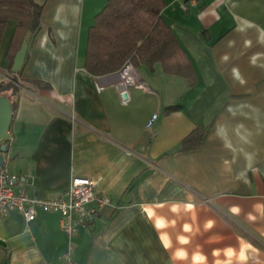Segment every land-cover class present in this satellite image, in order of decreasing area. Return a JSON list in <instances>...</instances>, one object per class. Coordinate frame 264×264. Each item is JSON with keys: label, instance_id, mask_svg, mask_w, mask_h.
Listing matches in <instances>:
<instances>
[{"label": "crops", "instance_id": "obj_1", "mask_svg": "<svg viewBox=\"0 0 264 264\" xmlns=\"http://www.w3.org/2000/svg\"><path fill=\"white\" fill-rule=\"evenodd\" d=\"M163 1L188 77L138 64L145 88L123 99L112 73L84 67L107 0H45L0 167L43 197L90 178L109 202L70 239L54 211L0 216V264H264V0ZM14 27L0 39V82ZM196 126L201 142L181 149Z\"/></svg>", "mask_w": 264, "mask_h": 264}, {"label": "trees", "instance_id": "obj_2", "mask_svg": "<svg viewBox=\"0 0 264 264\" xmlns=\"http://www.w3.org/2000/svg\"><path fill=\"white\" fill-rule=\"evenodd\" d=\"M44 2L0 0V39L7 21H15L8 49L9 76L0 82V94L8 96L12 108L11 95L20 89L17 74L22 68L12 71V62L25 36L29 38L39 30ZM163 6V0H107L88 31L85 69L93 75H103L120 70L126 60H130L134 67L141 63L153 67L159 62L164 71L188 77L184 66L189 64V58L162 17ZM206 130L204 126L194 127L183 137L180 148L198 146Z\"/></svg>", "mask_w": 264, "mask_h": 264}, {"label": "built area", "instance_id": "obj_3", "mask_svg": "<svg viewBox=\"0 0 264 264\" xmlns=\"http://www.w3.org/2000/svg\"><path fill=\"white\" fill-rule=\"evenodd\" d=\"M199 0H189L181 3L186 10L189 5H195ZM108 81L114 82L123 99L127 88L137 86L145 88L134 65L126 60L122 68L113 72ZM97 89L103 87L101 81L96 83ZM156 114L152 115L155 118ZM16 175L0 167V216L12 211H20L30 221L35 218L38 210L54 211L59 214L61 228L70 239L80 224L91 222L100 206L109 202V197L98 193L95 181L90 178L75 177L72 179L64 195L43 197L30 193L22 188H16ZM264 206V197H262ZM64 258L69 261V251Z\"/></svg>", "mask_w": 264, "mask_h": 264}, {"label": "water", "instance_id": "obj_4", "mask_svg": "<svg viewBox=\"0 0 264 264\" xmlns=\"http://www.w3.org/2000/svg\"><path fill=\"white\" fill-rule=\"evenodd\" d=\"M27 36L23 39L19 50L16 52L13 64L11 67L12 71H18L23 63L26 49H27ZM13 115L12 102L8 96L0 94V139H8L10 136L9 126ZM6 151V143L1 146L0 153V164H3V152Z\"/></svg>", "mask_w": 264, "mask_h": 264}, {"label": "clouds", "instance_id": "obj_5", "mask_svg": "<svg viewBox=\"0 0 264 264\" xmlns=\"http://www.w3.org/2000/svg\"><path fill=\"white\" fill-rule=\"evenodd\" d=\"M234 211H236L235 209H234ZM183 254H181V256H182ZM196 259L197 260H203L204 258L203 257H196ZM240 259H245V257L243 256V253H241V256H240Z\"/></svg>", "mask_w": 264, "mask_h": 264}]
</instances>
